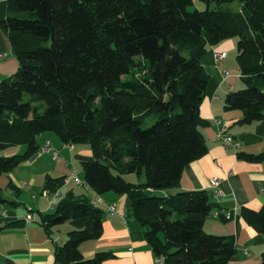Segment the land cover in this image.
<instances>
[{
  "label": "trees",
  "instance_id": "obj_1",
  "mask_svg": "<svg viewBox=\"0 0 264 264\" xmlns=\"http://www.w3.org/2000/svg\"><path fill=\"white\" fill-rule=\"evenodd\" d=\"M233 1L239 10L228 7ZM204 2V10H189L192 0H7L0 26L17 67L0 79V151L24 150L0 154V174L35 154L44 131L65 144H86L92 158L80 163L83 183L97 194L128 196V214L143 226L154 255L166 264H227L233 237L202 228L214 208L206 190L154 193L174 186L206 151L199 106L208 74L200 58L209 45L237 38L247 86L228 92L224 107L240 109V123L264 120V89L256 84L264 81V0ZM238 157L261 160L264 153ZM142 168L146 182L123 178L139 177ZM63 177L48 178L45 188L53 191ZM241 215L264 235V204L243 207ZM101 216L85 197L67 198L44 215L47 226L87 219L55 247L56 264H100L109 256L86 258L78 247L99 237Z\"/></svg>",
  "mask_w": 264,
  "mask_h": 264
},
{
  "label": "crops",
  "instance_id": "obj_2",
  "mask_svg": "<svg viewBox=\"0 0 264 264\" xmlns=\"http://www.w3.org/2000/svg\"><path fill=\"white\" fill-rule=\"evenodd\" d=\"M204 4V0H192L196 9H203ZM6 14L7 0H0V22ZM235 38L209 45L200 58L208 74L199 106L200 116L205 120V124L199 126L206 145L205 153L183 167L174 186L154 193L168 196L179 191L206 190L214 208L206 216L202 228L209 234L233 237L235 252L227 264H261L264 235L244 220L241 208L256 211L264 204V159L250 161L238 157V153H264V120L240 123L242 111L224 107V98L228 92L247 86L238 66L235 67L237 63L231 64L232 71L224 63L229 52L236 49ZM221 52L225 56L216 59L215 53ZM16 67L17 60L10 50L6 32L0 26V79L11 75ZM225 70L229 72L228 76L224 75ZM256 84L264 89V81H257ZM220 130L228 134L238 146L218 140L216 133ZM45 141L58 145L53 135L44 133L41 141L37 142L39 149ZM66 146L57 147V160L52 159L51 153L38 149L18 166L0 174V264H56L55 247L66 239L68 231L83 228L87 219L79 217L47 226L43 221L44 215L53 212L55 206L67 198L96 200L98 196L102 199L97 204L102 210L101 232L98 238L79 244L84 257H92L96 252H108L109 256L100 264H151L154 253L143 236V226L128 214L129 198L126 194H97L91 188L69 182L56 185L49 196L43 195L48 178L53 180L68 174L70 169L75 168L74 159H78L80 170V163L92 158L86 144L77 149L73 145L71 148L68 144ZM23 148L20 145L5 150L10 151L8 155H12L21 153ZM48 157L51 163L44 164L42 160ZM127 175L131 178H126ZM214 177L217 183H213ZM123 178L137 182L138 177L134 173H127L123 174ZM56 190L58 193L55 196L52 192ZM19 195L22 197L19 198ZM108 204L115 206V214L107 211ZM215 211L223 215L227 213L228 218L223 216L224 219H221L215 215ZM29 212L33 219L25 222L23 217ZM120 213H127L124 221Z\"/></svg>",
  "mask_w": 264,
  "mask_h": 264
},
{
  "label": "built area",
  "instance_id": "obj_3",
  "mask_svg": "<svg viewBox=\"0 0 264 264\" xmlns=\"http://www.w3.org/2000/svg\"><path fill=\"white\" fill-rule=\"evenodd\" d=\"M224 56H225L224 52L215 53L216 59L222 58ZM224 75L228 76L229 72L227 70H225ZM224 128H226V125H224ZM216 136H217L218 140H221L225 144H228V145L233 144L234 147L238 146L236 143H233L231 137L222 130L218 131L216 133ZM68 147L71 148L72 145L68 144ZM40 150L51 153V157L53 160L58 159L59 151L57 149L53 148L49 141H45V143L42 145V147H40ZM212 181H213V183H217V179L215 177L212 178ZM69 182H73L74 184H76L78 186H84L86 188H89L86 184L83 183V181L80 177L79 170H77L75 168L70 169V172L68 174H66L63 177V179L61 180L60 185L67 184ZM262 192L264 193V188H262ZM42 193L45 196H49L51 194V192L47 188L43 189ZM57 193H58V190L52 192V194L55 196L57 195ZM101 202H102V199L99 196L97 197L96 200L89 199V203L93 206H97V204H99ZM107 211L111 214H115L116 213L115 206L113 204H108L107 205ZM218 214H219V212L215 211V215H218ZM125 216H126L125 214L120 213V217L122 218L123 221L125 220ZM224 216H225V218H228L227 213H225ZM23 219L25 222L32 221V219H33L32 214L29 212L28 214H26L23 217ZM151 264H166L164 255H162V254L154 255V258H153V261Z\"/></svg>",
  "mask_w": 264,
  "mask_h": 264
},
{
  "label": "rangeland",
  "instance_id": "obj_4",
  "mask_svg": "<svg viewBox=\"0 0 264 264\" xmlns=\"http://www.w3.org/2000/svg\"><path fill=\"white\" fill-rule=\"evenodd\" d=\"M228 5H231L229 8L231 9V10H234V11H237V10H239V8L241 7L240 6V4H239V2L238 1H233V2H230ZM205 6H206V4H204V8L203 9H197V10H204L205 9ZM189 10H194V9H196V8H194L193 7V5H191V6H189V8H188ZM236 39V38H235ZM236 41V40H235ZM234 62L235 63H237L236 62V49L234 48L233 49V51H231V52H229V54H228V57H227V59H226V61L224 62L225 63V65H226V68L228 69V70H230V71H232V67H231V64H234ZM237 65L235 64V67H236ZM234 67V68H235ZM152 121H153V118H152ZM144 126H146V125H144ZM44 133H49V134H51V135H53V137H55V140H57V144L58 145H56V144H53V143H51L52 144V147L53 148H56L57 149V147H67L66 146V144H64L60 139H59V137L57 136V134H55L53 131H44V132H42L41 134H39V135H37L36 136V141L37 142H40L41 141V135L42 134H44ZM59 145H61V146H59ZM84 145V144H83ZM74 147H76V149L77 148H79V147H81L82 146V144H75V145H73ZM87 146V145H86ZM42 147V146H41ZM24 149V148H23ZM23 149H21V151L20 152H22V150ZM59 149V148H58ZM40 150V149H39ZM41 151V150H40ZM8 152H10V151H1L0 152V154H2V155H8L9 153ZM44 152H46V151H44ZM49 153V152H48ZM50 154V153H49ZM51 155V154H50ZM78 159H74V163H75V168L78 170L79 168H78V165H79V163H78V161H77ZM43 161V163L44 164H49V163H51L50 162V160H49V157L48 158H45V159H43L42 160ZM127 174V173H126ZM128 175H130V174H128ZM125 176L126 178H128V179H130L131 178V176ZM24 192H25V190H23ZM22 196L21 195H19V198H21Z\"/></svg>",
  "mask_w": 264,
  "mask_h": 264
},
{
  "label": "water",
  "instance_id": "obj_5",
  "mask_svg": "<svg viewBox=\"0 0 264 264\" xmlns=\"http://www.w3.org/2000/svg\"><path fill=\"white\" fill-rule=\"evenodd\" d=\"M259 48L260 50H264V43H262L261 41H259ZM137 182L138 183H144L146 182V174H145V169L142 168L141 172H140V175L137 179Z\"/></svg>",
  "mask_w": 264,
  "mask_h": 264
}]
</instances>
